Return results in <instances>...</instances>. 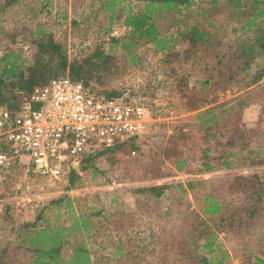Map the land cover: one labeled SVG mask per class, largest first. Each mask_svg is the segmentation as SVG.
I'll list each match as a JSON object with an SVG mask.
<instances>
[{"label":"trees","instance_id":"trees-1","mask_svg":"<svg viewBox=\"0 0 264 264\" xmlns=\"http://www.w3.org/2000/svg\"><path fill=\"white\" fill-rule=\"evenodd\" d=\"M202 1L207 6L196 10L193 0H94L96 14H103L109 26L106 35L115 23L126 34L109 36L75 58H68L66 46L49 34L35 39L34 34L42 35L38 28L29 56L0 45V107L15 111L32 88L63 76L105 98L123 96L96 87L115 80L125 64L137 65L138 48L151 45L160 54V83L169 82L190 115L172 126L166 136L169 146L158 143L149 149L144 172L151 174L150 167L156 166L155 177H168L173 171L188 173L192 163L196 170L190 172L196 177L218 169H264V147H256L264 143V132L249 130L239 120L248 104L258 103L251 99L254 95L264 101V88L249 95L264 79V0ZM19 2L2 0L0 13ZM115 48L124 61L112 55ZM234 88L241 94L219 102L220 95ZM153 138L164 142L162 134H147L83 156L63 176L67 189L84 174L96 181L105 173L99 161L104 158L112 169L109 159L119 151L144 156L141 146ZM187 146L183 153L180 148ZM19 168L25 169L14 164L10 172ZM206 184L189 180L136 188L132 192L142 200L132 213L104 215L102 209L75 208L73 203H85L87 197L68 195L40 202L30 221L14 219L5 207L0 214V264H227L221 233L233 242L240 264H264V171L236 174L219 199L202 192ZM170 191L174 193L165 205L162 200Z\"/></svg>","mask_w":264,"mask_h":264},{"label":"rangeland","instance_id":"rangeland-1","mask_svg":"<svg viewBox=\"0 0 264 264\" xmlns=\"http://www.w3.org/2000/svg\"><path fill=\"white\" fill-rule=\"evenodd\" d=\"M193 2L196 10L207 6L206 2L202 0H193ZM93 4L94 0H20L18 4L0 13L1 48L21 49L25 56H29L34 50L33 40L49 34L54 40L66 46L68 58H75L86 52L95 43L107 42L109 36L123 37L126 34V29L120 23L113 24L110 28V35H106L105 30L109 26L103 14H96ZM133 4L135 3L133 2ZM1 5L2 0H0ZM36 28L41 30L42 35L34 34V39L32 33ZM137 54L140 56V62L137 65L125 64L124 71L120 72L115 80L104 87L97 85L96 89L98 92L111 90L121 92L122 95L133 97L145 104L151 118L147 134L152 137L162 134L164 142L160 138L145 141L140 149L141 152H144V156L137 153L128 154L127 151L117 152L114 158L109 156L108 158H112L109 159L112 169L105 166L106 160L103 158L97 166L105 173L96 175L98 179L94 182L97 185L90 182L89 174L82 175L77 185L69 190L63 176L50 180L34 176L23 168H19L18 171H15L16 173L10 172L0 179L1 215L4 214L5 207H10L14 219L16 218L20 222L30 221L35 215L37 205L41 204L40 202L63 195H68L70 198L87 197L85 203L81 202L78 205L73 203L75 208L102 209L104 215L114 211L132 213L136 211V205L142 200L141 195L132 192L134 189L153 184H185L189 180L207 181L209 184H206L202 192L219 199L224 197L226 187L236 174L264 171V169L254 168L218 169L213 173L196 177L190 172L196 170L195 164L192 163L188 173L173 171L168 177L157 178L155 177L158 174L157 167L152 166L150 167L151 174H146L144 170L149 149L156 148L158 143H163L164 147L169 146V143H166V136L172 133V126L176 125L179 120L187 119L190 114L181 108L179 100L173 95L175 89L170 90L169 82L160 83L162 72L159 63L160 54L156 53L151 45L140 46ZM112 55H116L118 59L124 61V58L121 57L123 53L118 48L114 49ZM263 88L264 79L257 87L249 91V95ZM237 93L241 94L234 88L220 95L219 102L229 100ZM255 97L256 95L251 99H256L258 103L248 104L242 110L239 120L245 123L249 130L264 132V101ZM161 124H165L164 128L161 127ZM262 140L264 142V139ZM193 141L198 144L197 140L193 139ZM259 144L264 147V143H258L256 147ZM180 150L185 153L189 151V146L180 148ZM163 170L164 168L161 171ZM173 193L174 191L167 193L166 200H162L163 204H169L168 197ZM187 198L191 207L198 210L197 202L193 201L190 195ZM219 241L222 248L228 252L227 264H240L239 259L232 251L233 242L223 233L220 234ZM100 246L102 247V244ZM94 247L91 246V248ZM102 252L106 254L108 250Z\"/></svg>","mask_w":264,"mask_h":264},{"label":"built area","instance_id":"built-area-1","mask_svg":"<svg viewBox=\"0 0 264 264\" xmlns=\"http://www.w3.org/2000/svg\"><path fill=\"white\" fill-rule=\"evenodd\" d=\"M150 121L133 97L105 98L68 76L52 78L15 111L0 107V179L14 164L59 179L83 156L147 135Z\"/></svg>","mask_w":264,"mask_h":264},{"label":"crops","instance_id":"crops-1","mask_svg":"<svg viewBox=\"0 0 264 264\" xmlns=\"http://www.w3.org/2000/svg\"><path fill=\"white\" fill-rule=\"evenodd\" d=\"M198 177H201V176H198Z\"/></svg>","mask_w":264,"mask_h":264}]
</instances>
